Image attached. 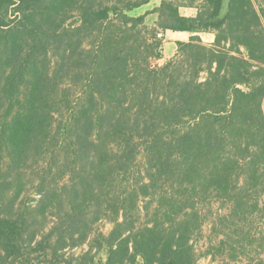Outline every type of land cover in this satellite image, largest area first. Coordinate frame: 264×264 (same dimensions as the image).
Masks as SVG:
<instances>
[{
    "label": "trees",
    "instance_id": "trees-1",
    "mask_svg": "<svg viewBox=\"0 0 264 264\" xmlns=\"http://www.w3.org/2000/svg\"><path fill=\"white\" fill-rule=\"evenodd\" d=\"M150 1L0 0V264H198L213 201L264 252V0Z\"/></svg>",
    "mask_w": 264,
    "mask_h": 264
},
{
    "label": "rangeland",
    "instance_id": "rangeland-1",
    "mask_svg": "<svg viewBox=\"0 0 264 264\" xmlns=\"http://www.w3.org/2000/svg\"><path fill=\"white\" fill-rule=\"evenodd\" d=\"M159 0H155L154 2H157ZM181 3L185 2L186 0H178ZM228 0H224V4L227 6ZM152 7V6H151ZM156 7V6H155ZM152 9L145 10V8L142 9H135L131 12L132 15H140L144 14L147 11H151ZM196 9L191 7H182L181 12L182 14L186 16H192L196 14ZM150 19H146L147 23L151 26H153L154 23V17L157 18L156 13H150ZM148 17V16H147ZM165 38L168 42L175 41L178 39L177 35H172L171 31H167L165 33ZM204 37V41H208V35L202 34ZM173 37V38H172ZM176 50V51H175ZM177 52V48L175 44L167 43L165 44V47L163 48V55L165 58L162 60H154V63L163 64L168 57V55H172L173 57ZM205 74H202V77H204ZM31 193V194H30ZM29 194V197H25V201H30V203H35L34 199L38 198V196H35L33 194V191L27 192ZM145 203L141 202V206L144 207ZM223 207V208H222ZM153 209V208H152ZM149 212V215L146 214L145 209H141V223L147 222L148 219H150V214L152 212ZM228 207H224L219 202H208V205H201L199 207V215L201 217V229L200 231L194 236L193 238V245L197 253L198 258V264H223L225 262H230L231 264H264V252H259L257 250V241H253L249 244L248 242L245 244L238 243L236 241L245 242V240L242 237H235L233 238L234 242L230 240V238H226L225 231H226V225L221 222L218 215H223L224 213H228ZM255 222L253 224V227L255 226ZM263 226H264V220H263ZM113 227V224L110 219H103L99 221L97 224L94 225V231L97 232L95 235H91L89 241H93L94 237H97L101 243L105 242V239L101 236H98V234L102 233L103 235H108ZM227 239L229 240V243L226 242L225 244L221 245L220 240ZM98 241V242H99ZM97 242V243H98ZM89 244L87 243L82 247H79L74 250L76 253H82L89 249ZM234 245V258L232 257V253L230 251L231 246ZM245 247V248H244ZM93 253L96 256V264H105L106 258H107V251L105 248L102 250H97L98 246H93ZM138 264H143L142 259L138 258Z\"/></svg>",
    "mask_w": 264,
    "mask_h": 264
},
{
    "label": "crops",
    "instance_id": "crops-1",
    "mask_svg": "<svg viewBox=\"0 0 264 264\" xmlns=\"http://www.w3.org/2000/svg\"><path fill=\"white\" fill-rule=\"evenodd\" d=\"M155 0H151L148 4H146V5H143L142 7H140V8H137V9H142V8H145V10H149V9H154L155 8V6H158L159 4H160V2H161V0H159V1H157V2H154ZM152 6V7H151ZM195 15V14H194ZM157 17V16H156ZM147 20L148 19H150V15H148V17L146 18ZM156 21H157V18L155 19V17H154V23H153V25H155V23H156ZM171 34L172 35H177L178 37V39H176L175 41H170V42H166L165 44H167V43H171V44H175V46H176V48H177V44H176V41H178V40H183V41H186V40H188L189 39V37L191 36V34L190 33H188V32H174V31H171ZM202 34H205V35H208V41L207 42H213L214 41V39H215V34L214 33H212V32H203V33H200V35H201V37L202 38H204L203 36H202ZM173 38V37H172ZM204 40V39H203ZM165 44H164V47H165ZM176 51V50H175ZM172 55H168V57L170 58ZM163 58H165V57H163ZM168 59V58H167ZM166 59V60H167Z\"/></svg>",
    "mask_w": 264,
    "mask_h": 264
},
{
    "label": "built area",
    "instance_id": "built-area-1",
    "mask_svg": "<svg viewBox=\"0 0 264 264\" xmlns=\"http://www.w3.org/2000/svg\"><path fill=\"white\" fill-rule=\"evenodd\" d=\"M159 36H161V35H159Z\"/></svg>",
    "mask_w": 264,
    "mask_h": 264
}]
</instances>
